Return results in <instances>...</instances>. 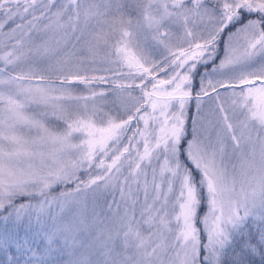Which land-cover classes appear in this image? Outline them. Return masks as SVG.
Returning <instances> with one entry per match:
<instances>
[{
    "label": "snow or ice",
    "instance_id": "1",
    "mask_svg": "<svg viewBox=\"0 0 264 264\" xmlns=\"http://www.w3.org/2000/svg\"><path fill=\"white\" fill-rule=\"evenodd\" d=\"M0 264H264V0H0Z\"/></svg>",
    "mask_w": 264,
    "mask_h": 264
}]
</instances>
